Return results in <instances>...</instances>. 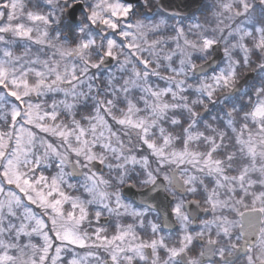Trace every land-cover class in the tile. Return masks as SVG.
<instances>
[{"label": "snow or ice", "instance_id": "obj_1", "mask_svg": "<svg viewBox=\"0 0 264 264\" xmlns=\"http://www.w3.org/2000/svg\"><path fill=\"white\" fill-rule=\"evenodd\" d=\"M144 6L0 0V264H264V0Z\"/></svg>", "mask_w": 264, "mask_h": 264}, {"label": "water", "instance_id": "obj_2", "mask_svg": "<svg viewBox=\"0 0 264 264\" xmlns=\"http://www.w3.org/2000/svg\"><path fill=\"white\" fill-rule=\"evenodd\" d=\"M141 0H125V2L129 3H139ZM205 0H161L162 11L167 10V13L179 12L181 16L186 17L196 13ZM79 11L75 14L79 17ZM70 21V18H68ZM223 59V50L222 46L218 48L215 52L212 53V60L208 61V64L211 68H215L217 64ZM111 67V66H110ZM106 67V68H110ZM255 77V73L249 72L244 76V79L241 81V85L239 86L240 91L244 89V87L248 84V82L252 81ZM204 114V113H203ZM101 171H104L101 168ZM73 178H80L79 176ZM123 193L125 197H130L137 203H139L147 194V190H138L137 188H124ZM162 199V198H160Z\"/></svg>", "mask_w": 264, "mask_h": 264}, {"label": "trees", "instance_id": "obj_3", "mask_svg": "<svg viewBox=\"0 0 264 264\" xmlns=\"http://www.w3.org/2000/svg\"><path fill=\"white\" fill-rule=\"evenodd\" d=\"M208 3V0H206V2L203 4V6L200 8L199 12H197L195 15L191 16L192 17H200L203 14L204 8L206 7ZM135 11L139 12V13H144L145 12V6L144 4H140L138 6H136ZM260 10H257V15H259ZM177 19V18H176ZM186 21V20H185ZM172 23H174V21H170ZM65 23H68V21H65ZM61 27H63V25H61ZM69 35H71V33H69ZM114 69V68H112ZM108 72V70H104V74H106ZM261 79H264V77L258 75L256 73V77L254 78L253 81H251L246 88L240 92L238 94V96L236 98H234V102L238 103L240 106H244L247 103V97L248 95L251 94V90L254 86H257ZM97 83H100V87L101 89H103L104 87V81L103 79L100 80V82L98 81ZM91 100H89L87 102L88 107L90 108L91 106ZM88 108H86L85 106H81V111H87ZM216 117V123H219V121L223 118V112H222V107L220 105H210L209 109L205 112L204 116H202V120H206L209 122H213L212 118ZM75 194H81L80 192H76Z\"/></svg>", "mask_w": 264, "mask_h": 264}, {"label": "clouds", "instance_id": "obj_4", "mask_svg": "<svg viewBox=\"0 0 264 264\" xmlns=\"http://www.w3.org/2000/svg\"><path fill=\"white\" fill-rule=\"evenodd\" d=\"M149 2V0H143V4L147 5ZM153 7H163L161 5V0H151ZM216 0H208V3L206 5V7L204 8L203 14L200 16L201 20L203 21L205 18H207L209 21H212L213 19V11L210 6L215 3ZM250 2H252V0H250ZM252 72L253 73V68H245L242 69V73L240 78L237 80V86H242L241 85V81L244 79V76L246 73Z\"/></svg>", "mask_w": 264, "mask_h": 264}, {"label": "rangeland", "instance_id": "obj_5", "mask_svg": "<svg viewBox=\"0 0 264 264\" xmlns=\"http://www.w3.org/2000/svg\"><path fill=\"white\" fill-rule=\"evenodd\" d=\"M113 70H115V67H114V69H109L108 72H109V71H113ZM108 72H107V73H108ZM107 73H106V74H107ZM161 83H162V82H161ZM54 172H55V169H52V170H51V173L54 174ZM80 180H81V178L77 179L76 181H72V179H71V182H72V183H76V184H78V182H79ZM70 191H71V190H70ZM77 195H79V194H77ZM37 210H38V209H37Z\"/></svg>", "mask_w": 264, "mask_h": 264}, {"label": "flooded vegetation", "instance_id": "obj_6", "mask_svg": "<svg viewBox=\"0 0 264 264\" xmlns=\"http://www.w3.org/2000/svg\"><path fill=\"white\" fill-rule=\"evenodd\" d=\"M138 189H139V188H138ZM142 190H143V189H142ZM128 201H130V202H134V200H131V199H130V200H128ZM135 203H136V202H135ZM238 264H240V262H238Z\"/></svg>", "mask_w": 264, "mask_h": 264}]
</instances>
